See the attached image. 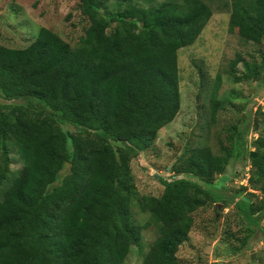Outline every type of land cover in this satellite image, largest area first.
Returning a JSON list of instances; mask_svg holds the SVG:
<instances>
[{
	"label": "trees",
	"instance_id": "16d2710c",
	"mask_svg": "<svg viewBox=\"0 0 264 264\" xmlns=\"http://www.w3.org/2000/svg\"><path fill=\"white\" fill-rule=\"evenodd\" d=\"M208 1L145 6L139 0H80L89 26L78 46L44 26L25 47L0 44V95L6 100H0V264H125L136 248L142 264H184L177 253L195 212L219 200L199 181L179 175L212 184L246 131L238 123L230 127V144L218 153L205 143L185 152L172 166L177 177L161 178L163 193L137 200L150 212L145 224L133 220L131 163L181 110L179 51L196 43L211 20ZM225 5L230 32L264 41V0ZM263 69L264 59L259 65L239 55L228 73L240 82L262 78ZM220 84L219 74L212 117L225 105ZM259 123L264 126V119ZM12 145L24 156L16 171ZM253 147L249 183L262 197L257 207L249 205L252 217L264 210V138ZM151 224L157 237L145 252L143 229Z\"/></svg>",
	"mask_w": 264,
	"mask_h": 264
},
{
	"label": "rangeland",
	"instance_id": "374dc122",
	"mask_svg": "<svg viewBox=\"0 0 264 264\" xmlns=\"http://www.w3.org/2000/svg\"><path fill=\"white\" fill-rule=\"evenodd\" d=\"M139 1L148 6L161 0ZM208 2L214 10L211 20L196 43L179 51L181 110L175 120L160 131L154 145L131 163L136 191L133 220L137 224L150 221V212L140 209L137 200L161 195L164 190L161 178L177 177L172 166L185 152L205 143L218 153L221 144H230L233 134L230 127L238 123L246 131L241 144L238 143L240 148L226 171L217 175L212 184L189 174L179 175L199 181L219 201L195 212L189 238L180 245L177 254L184 264H264V210L253 217L248 214L249 205L257 207L262 197L249 183L248 150L256 151L253 141L264 138V126L259 123L264 119L259 114L264 111V73L257 80L240 82H235L228 73L231 62L239 55L262 64L264 41H247L237 32H230V11H226L225 0ZM79 3L80 0H0V44L25 47L44 26L60 34L73 47L78 46L89 26ZM243 71V63H240L238 75ZM219 74V98L224 99L225 105L212 117L210 100ZM0 100L6 101L1 95ZM64 126L76 130L73 125ZM9 151L12 170L22 168V152L16 145L10 146ZM255 217L257 221L253 220ZM156 237L155 225L143 229V251L149 250ZM143 255L138 248L133 249L125 264H142Z\"/></svg>",
	"mask_w": 264,
	"mask_h": 264
},
{
	"label": "water",
	"instance_id": "95a60500",
	"mask_svg": "<svg viewBox=\"0 0 264 264\" xmlns=\"http://www.w3.org/2000/svg\"><path fill=\"white\" fill-rule=\"evenodd\" d=\"M249 153H251V155H253L254 157L257 156V153L254 150H248ZM66 167L69 168L70 165L68 162H66ZM157 176H159V174H157Z\"/></svg>",
	"mask_w": 264,
	"mask_h": 264
}]
</instances>
